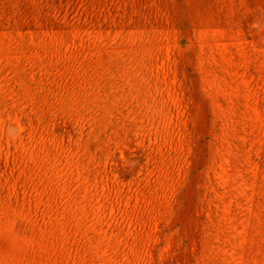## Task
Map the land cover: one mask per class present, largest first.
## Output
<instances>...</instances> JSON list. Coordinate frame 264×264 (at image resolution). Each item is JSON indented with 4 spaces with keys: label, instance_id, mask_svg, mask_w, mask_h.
I'll list each match as a JSON object with an SVG mask.
<instances>
[{
    "label": "rangeland",
    "instance_id": "rangeland-1",
    "mask_svg": "<svg viewBox=\"0 0 264 264\" xmlns=\"http://www.w3.org/2000/svg\"><path fill=\"white\" fill-rule=\"evenodd\" d=\"M0 264H264V0H0Z\"/></svg>",
    "mask_w": 264,
    "mask_h": 264
}]
</instances>
